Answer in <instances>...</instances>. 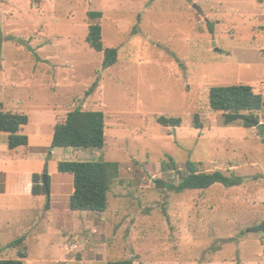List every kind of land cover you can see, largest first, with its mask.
I'll return each instance as SVG.
<instances>
[{
    "label": "rangeland",
    "instance_id": "rangeland-1",
    "mask_svg": "<svg viewBox=\"0 0 264 264\" xmlns=\"http://www.w3.org/2000/svg\"><path fill=\"white\" fill-rule=\"evenodd\" d=\"M94 23L117 48L106 69L86 42ZM233 84L264 99V0H0V109L29 121L26 146L9 150L0 132V171L15 173H0V259L21 249L24 264H264V234L246 232L264 220L262 136L209 106L210 87ZM76 108L103 112L102 148H52L54 124ZM253 116L262 123L264 108ZM168 156L183 172L192 161L245 179L174 192L155 183L180 181L160 169ZM98 160L119 165L106 210H69L73 179L58 162ZM45 167L48 208L27 192V173Z\"/></svg>",
    "mask_w": 264,
    "mask_h": 264
},
{
    "label": "trees",
    "instance_id": "trees-1",
    "mask_svg": "<svg viewBox=\"0 0 264 264\" xmlns=\"http://www.w3.org/2000/svg\"><path fill=\"white\" fill-rule=\"evenodd\" d=\"M91 19L100 18L101 11H89ZM86 42L90 48L103 54L102 68L111 67L117 59L116 47H104L101 36V26L98 23L90 24L86 36ZM93 86L86 92L89 94ZM209 106L213 111H219L223 116L225 126L242 121L244 127L254 126L249 122L252 119L258 123L257 128L264 143V120L253 116V112H261L264 108V99L256 93L249 84H233L213 86L208 90ZM264 118V117H263ZM159 124L163 126H179V118L159 117ZM28 123V116L24 113L12 112L0 109V132L7 134L8 149H15L28 145V136L21 133L23 126ZM194 126L201 125L195 121ZM105 145V120L104 114L98 110H82L76 108L67 114L63 122H56L53 127L51 146L59 148H102ZM162 172H177L180 178L178 183L166 182L156 179L158 187H164L174 192L186 189H207L214 184H222L224 187L239 186L245 177L230 173L226 175L221 171L201 172L195 162L185 163L184 172L178 168L171 156L160 164ZM57 170L60 173L72 175L73 191L69 196V209L71 211L103 212L106 210L107 193L119 173L118 162L108 160L98 161H59ZM43 173L47 174L46 167ZM30 193L33 196L46 195L47 208L50 201V193L46 194L42 184V176L32 173L30 176ZM49 189V176H47ZM23 242L20 237L11 246H19ZM17 259H0V264H24L26 253L21 249L17 252ZM135 258L110 260L106 264H134Z\"/></svg>",
    "mask_w": 264,
    "mask_h": 264
},
{
    "label": "water",
    "instance_id": "water-1",
    "mask_svg": "<svg viewBox=\"0 0 264 264\" xmlns=\"http://www.w3.org/2000/svg\"><path fill=\"white\" fill-rule=\"evenodd\" d=\"M213 45H215L214 42H213ZM249 122L252 123L254 126H257L258 125V123L256 121L252 120V119H249ZM47 176L48 175L46 173H44L42 175V181H43L42 184L45 187L46 194L48 195L49 189H48V186H47ZM246 232H250V233H263L264 234V220L261 223L257 224V225H254L252 227L247 228L246 229Z\"/></svg>",
    "mask_w": 264,
    "mask_h": 264
},
{
    "label": "crops",
    "instance_id": "crops-1",
    "mask_svg": "<svg viewBox=\"0 0 264 264\" xmlns=\"http://www.w3.org/2000/svg\"><path fill=\"white\" fill-rule=\"evenodd\" d=\"M29 122V121H28ZM229 126V125H228ZM53 133V132H52ZM21 147V146H20ZM8 148V147H7ZM18 148V147H17ZM16 149V148H15ZM10 150V149H9ZM11 150H14V149H11ZM0 173H2V174H4V176H5V179H6V182L8 181V179H10L11 178V174H15V173H11V172H4V171H0ZM28 174V176H29V187L27 188V192L29 193L30 192V187H31V182H30V176H31V174H32V172H28L27 173ZM12 179V178H11ZM6 189H7V187H6ZM72 189V191H73V188H71ZM70 189V190H71ZM17 190H18V188L17 187H13L12 186V188L10 189V191H11V194H17ZM8 191V190H7ZM4 192V193H9V191L8 192ZM52 192V191H51ZM72 192L70 191V193H68V195L70 196V194H71ZM31 194V193H30ZM52 194V193H51ZM68 203H69V198H68ZM70 210V209H69Z\"/></svg>",
    "mask_w": 264,
    "mask_h": 264
}]
</instances>
